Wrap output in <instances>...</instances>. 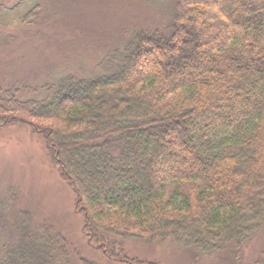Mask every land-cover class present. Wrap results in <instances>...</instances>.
<instances>
[{
	"label": "trees",
	"instance_id": "obj_1",
	"mask_svg": "<svg viewBox=\"0 0 264 264\" xmlns=\"http://www.w3.org/2000/svg\"><path fill=\"white\" fill-rule=\"evenodd\" d=\"M132 39L96 78L65 77L41 101L0 96V128L39 129L104 259L144 264L127 239L212 256L264 234V0H174L166 34ZM42 228L14 220L0 264H70Z\"/></svg>",
	"mask_w": 264,
	"mask_h": 264
},
{
	"label": "rangeland",
	"instance_id": "obj_2",
	"mask_svg": "<svg viewBox=\"0 0 264 264\" xmlns=\"http://www.w3.org/2000/svg\"><path fill=\"white\" fill-rule=\"evenodd\" d=\"M36 5L26 24L20 23ZM173 8L174 0H0V96L41 101L65 77L102 75L101 63L128 47L137 32L166 34ZM35 129L29 124L0 128V205L7 224L0 241L9 235L17 240L14 220L24 218L31 231L49 227L60 234L70 264H79V259L122 264L104 259L87 245L81 205L74 202L73 191L50 162ZM118 246L144 264H254L264 253V234L212 256L198 255L172 239H127Z\"/></svg>",
	"mask_w": 264,
	"mask_h": 264
}]
</instances>
